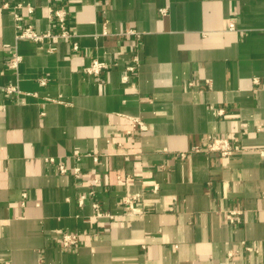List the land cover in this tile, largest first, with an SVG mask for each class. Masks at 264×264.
Here are the masks:
<instances>
[{
    "label": "crops",
    "instance_id": "crops-1",
    "mask_svg": "<svg viewBox=\"0 0 264 264\" xmlns=\"http://www.w3.org/2000/svg\"><path fill=\"white\" fill-rule=\"evenodd\" d=\"M262 149L264 0H0V264H264Z\"/></svg>",
    "mask_w": 264,
    "mask_h": 264
},
{
    "label": "built area",
    "instance_id": "built-area-1",
    "mask_svg": "<svg viewBox=\"0 0 264 264\" xmlns=\"http://www.w3.org/2000/svg\"><path fill=\"white\" fill-rule=\"evenodd\" d=\"M5 8H10L14 10V15L16 18V27L18 30V37L19 38H28L32 39L38 42H43L46 39L50 40H59V39H65L70 40L73 37V33L70 31L68 19H67V13L63 9H50L49 17L52 18L56 22V25L58 26V30L56 32H53L51 30L45 31V32H39L35 29V27L27 22L24 19V16L21 13H18V10L23 8L22 4H17L15 6H11L8 3L4 4ZM27 10L29 12H33L34 7L31 4H28L26 6ZM164 12V10H162ZM232 27H234V24H231ZM128 33H136L134 30H129ZM79 44L77 42L73 43V49L78 50ZM21 60L20 55H18L16 52H13L11 56L8 57L7 63L8 66L11 68H16ZM139 63L138 56H134L133 62L129 64L126 68L127 74L124 76V80L129 79V73H134L137 70V65ZM105 68V64L99 60H94L90 66L86 68L87 72L89 74L98 75L101 73V71ZM258 81V79H256ZM8 91L13 92L17 90L16 86H9L7 88ZM140 125V129L144 130L147 129L146 125L143 124V122L138 121ZM244 148L242 145H240L235 140L223 137V136H217L214 134H209L207 136V142L204 145L197 144L192 146V148L189 150L190 153H200V152H206V153H217L221 156H231L235 154L236 152L243 151ZM262 154L264 156V149H262ZM187 152L181 153V156H186ZM51 161H54L53 158H50ZM60 172L66 173L68 171V167L64 164H59ZM76 172L79 171V168L75 169ZM129 206L128 209H130L131 213L137 212V208L134 207L132 202L128 200ZM104 213L101 212L98 208V205H96V216H103ZM110 215V214H108ZM113 218V216H112ZM226 218L231 223H237L240 222V212L239 211H230L226 214ZM61 243L63 248L65 249H73L80 245V234L79 232H63Z\"/></svg>",
    "mask_w": 264,
    "mask_h": 264
}]
</instances>
